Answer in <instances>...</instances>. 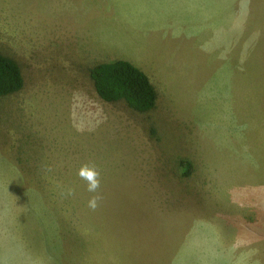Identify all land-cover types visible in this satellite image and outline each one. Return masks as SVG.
Listing matches in <instances>:
<instances>
[{"label": "rangeland", "instance_id": "374dc122", "mask_svg": "<svg viewBox=\"0 0 264 264\" xmlns=\"http://www.w3.org/2000/svg\"><path fill=\"white\" fill-rule=\"evenodd\" d=\"M0 53V264H264V0H0ZM115 60L151 111L97 97Z\"/></svg>", "mask_w": 264, "mask_h": 264}, {"label": "trees", "instance_id": "16d2710c", "mask_svg": "<svg viewBox=\"0 0 264 264\" xmlns=\"http://www.w3.org/2000/svg\"><path fill=\"white\" fill-rule=\"evenodd\" d=\"M87 72L97 97L103 102H124L138 113L149 112L155 107L157 96L152 83L141 69L130 62H102L89 67ZM23 83L19 65L0 53V98L19 92ZM182 166L187 172L191 169L188 162H182ZM40 211L45 217L49 214L43 207Z\"/></svg>", "mask_w": 264, "mask_h": 264}, {"label": "clouds", "instance_id": "9594fccd", "mask_svg": "<svg viewBox=\"0 0 264 264\" xmlns=\"http://www.w3.org/2000/svg\"><path fill=\"white\" fill-rule=\"evenodd\" d=\"M77 175L84 180L87 185V191L91 193L87 206L95 211L102 200V195L99 193L101 186L100 172L95 164H82L77 170ZM72 190L67 191V195H72Z\"/></svg>", "mask_w": 264, "mask_h": 264}]
</instances>
